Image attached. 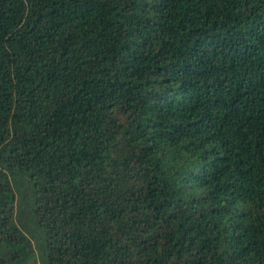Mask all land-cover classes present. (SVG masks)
Returning <instances> with one entry per match:
<instances>
[{"label":"trees","instance_id":"obj_1","mask_svg":"<svg viewBox=\"0 0 264 264\" xmlns=\"http://www.w3.org/2000/svg\"><path fill=\"white\" fill-rule=\"evenodd\" d=\"M264 264V0H0V264Z\"/></svg>","mask_w":264,"mask_h":264},{"label":"rangeland","instance_id":"obj_2","mask_svg":"<svg viewBox=\"0 0 264 264\" xmlns=\"http://www.w3.org/2000/svg\"><path fill=\"white\" fill-rule=\"evenodd\" d=\"M28 264H40L39 260L37 257H35L34 259L30 260Z\"/></svg>","mask_w":264,"mask_h":264}]
</instances>
